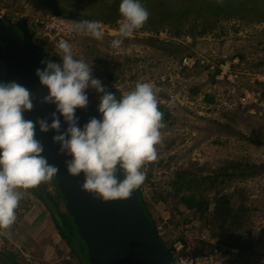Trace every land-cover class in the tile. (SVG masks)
<instances>
[{"label": "rangeland", "instance_id": "rangeland-1", "mask_svg": "<svg viewBox=\"0 0 264 264\" xmlns=\"http://www.w3.org/2000/svg\"><path fill=\"white\" fill-rule=\"evenodd\" d=\"M55 2L72 13L93 17L104 15L112 5L120 4V0H112L111 3L108 0ZM141 2L149 10V18L153 22L161 18L159 10L182 14L196 5L194 0ZM222 2L231 7L230 4L236 0ZM34 4L35 0H0V12L9 24L27 26L41 12ZM233 6L241 11L250 8L247 4L246 8L242 4ZM251 18L241 19L222 13L194 19L190 15L178 24L162 25L160 33L152 31L155 26L144 24L123 38L122 50L110 46L111 41L117 38L121 19L118 13L107 24L108 31H103L102 41L82 37L72 45L74 55L91 62L93 76L117 97L134 88L137 82L150 81L160 89L157 98L158 105L163 107L160 111L165 127L160 129L162 139L156 145L157 159L143 166L146 179L139 188L150 201L152 218L167 245L171 246L181 236L186 240L184 243L192 242L195 246L201 234L204 240L214 244L216 240L210 239V234L215 226H205L183 205L173 210L174 200L171 198L153 200L156 187L153 188L151 182L168 190L165 183L180 167L208 175L222 172L220 168L230 162L264 166V21H253ZM175 32L179 33L176 35ZM17 33L21 35L19 29ZM39 40L32 34V42ZM41 42L36 45L40 54L58 62L57 57L43 50L45 47L49 49V44L43 39ZM186 54L204 58V65L191 69L181 67L180 58ZM235 58L242 63V66H234L231 70L232 74L239 72L238 78L233 82L217 80L215 76L221 72L217 67ZM211 65L215 69L211 70ZM246 93H259V96L256 102L249 98L251 104L242 108L238 103L239 97ZM98 103L99 94L94 90L89 106L91 115L94 113L97 119L100 118ZM259 171L262 173L252 178H237L221 185L225 193L234 192L231 198L234 206L242 204L248 209L246 225L250 232L251 249L244 253L240 251L236 264H264V168ZM149 173L151 177L148 181ZM53 189L50 186L51 193ZM22 193L15 223L7 230L0 229V252L13 251L19 264H80L78 257L71 258V252L55 231L46 208L28 192ZM213 193H206L210 200L209 211L213 210ZM188 215L195 218L185 223ZM207 219L210 221L211 217ZM5 232L10 235H5ZM0 264L10 263L0 257Z\"/></svg>", "mask_w": 264, "mask_h": 264}, {"label": "clouds", "instance_id": "clouds-1", "mask_svg": "<svg viewBox=\"0 0 264 264\" xmlns=\"http://www.w3.org/2000/svg\"><path fill=\"white\" fill-rule=\"evenodd\" d=\"M118 12L121 19L117 38L111 41L113 49H122L123 38L143 27L150 17L141 0H120ZM71 31L98 41L104 39L101 24L95 20L72 21ZM56 48L60 62L44 60L45 67L35 72L39 85L47 90L39 102L55 105L51 123L48 119H25L24 113L34 108L33 92L15 80L0 81V229H9L17 219L16 209L23 199L18 189L50 181L59 171L42 155L44 145L36 138L37 126L41 133H57L52 142L59 145L58 154L68 157L64 161L67 173H83L81 190L101 202L130 198L146 179L142 170L145 163L157 159L156 145L161 142L160 129L165 124L158 108L160 89L155 83L137 82L117 97L93 76L91 62L74 55L66 40ZM88 89L99 94L100 118L93 116L81 127L75 112L87 107ZM61 116L67 124L63 131Z\"/></svg>", "mask_w": 264, "mask_h": 264}, {"label": "trees", "instance_id": "trees-1", "mask_svg": "<svg viewBox=\"0 0 264 264\" xmlns=\"http://www.w3.org/2000/svg\"><path fill=\"white\" fill-rule=\"evenodd\" d=\"M54 0H35V6L39 10L46 14L54 16H65L76 20H95L103 24H110L109 21L114 19V15L118 14V5H112L111 9L104 14L98 16H85L70 12L67 8L59 6L58 3H53ZM195 8L187 9L181 14H174L170 10H159V20L153 22L150 18L145 23L148 27L155 26L153 32L160 33V27L164 24L170 25V23H177L185 19L187 16L196 18H202L207 15L218 16L219 14L228 15L230 17H236L244 19L247 16H251L253 21H264V0H236L231 3V7L225 5L223 2L217 3L212 0H194ZM242 4L246 8V4L250 8H246L243 12L240 8L233 5ZM164 4H162L163 6ZM6 24H9L6 19L3 20ZM155 23H157L155 25ZM15 31L19 29L21 37L26 42L32 41V34L25 29L24 24L12 25ZM175 32L174 34H178ZM154 42H159L157 39H150ZM162 44V42H159ZM38 49V48H37ZM40 53V51L38 50ZM187 55V54H186ZM41 56L45 60H51ZM185 56V55H184ZM182 58V57H181ZM180 58V59H181ZM206 99L207 96L205 97ZM159 110L163 107L158 105ZM167 115V114H166ZM95 116L94 113L92 117ZM264 168L258 167L255 164L241 163V162H230L224 167L220 168V173L214 172L208 175H200L191 170L190 168H177L171 179L165 183L168 186V190L163 189L161 185L155 182H151L154 189L153 200L157 199H173L174 206L173 210H176L183 205L186 209L190 210L191 215L198 217L205 226L214 225L215 230L210 234V239L216 240L214 244L210 243L209 240H198L194 249L200 254L212 252L215 248L227 247L237 248L239 251L244 253L247 249H251V241L248 235L249 229L247 223V212L248 209L240 204L234 206L231 202V198L234 192L231 194L225 193L221 187L224 183L232 181L233 179H248L262 173L259 169ZM151 174L149 173L147 179L150 180ZM225 180V181H224ZM50 186H53V193L50 192ZM161 187V188H160ZM159 189V190H158ZM21 192H28L31 194L41 205H43L49 213L52 225L59 235V237L66 243L70 250L71 258L75 259L78 257L80 264H90L88 261V252L85 243L80 238L77 228L73 222L72 217L65 208L63 197L56 187L55 181L52 179L47 182H42L40 185L27 189H19ZM139 202L148 217V219L155 225L156 223L152 218L150 212V201H148L140 188L135 189ZM209 191H214L212 196L213 210L209 211L210 200L206 196ZM235 191V190H234ZM62 205V207H61ZM17 210V209H16ZM195 216L189 218L186 217L185 223L193 221ZM208 216L211 220L208 221ZM202 230V229H201ZM211 233V232H210ZM162 243L168 252H170V245H167L161 238ZM180 240L186 241L184 237L180 236ZM241 253V254H242ZM171 256V255H170ZM0 257L4 258L7 263L19 264L16 258V254L13 251L0 252Z\"/></svg>", "mask_w": 264, "mask_h": 264}, {"label": "water", "instance_id": "water-1", "mask_svg": "<svg viewBox=\"0 0 264 264\" xmlns=\"http://www.w3.org/2000/svg\"><path fill=\"white\" fill-rule=\"evenodd\" d=\"M45 59L33 42H26L11 24L0 18V81L15 80L30 89L36 100L34 108L24 113L25 119H48L55 105L42 104L40 98L47 90L39 85L35 72L43 68ZM82 127L91 117L89 104L76 109ZM59 116V113H57ZM61 119V131L67 124ZM57 133L50 130L41 133L37 126L36 138L44 145V155L59 171L53 178L61 193L65 208L73 219L80 238L86 245L90 264H175L160 239L158 229L146 216L136 191L130 198L101 202L82 191L83 173L72 176L67 173L65 157L58 154V144L52 142ZM119 179L123 175L117 171Z\"/></svg>", "mask_w": 264, "mask_h": 264}, {"label": "built area", "instance_id": "built-area-1", "mask_svg": "<svg viewBox=\"0 0 264 264\" xmlns=\"http://www.w3.org/2000/svg\"><path fill=\"white\" fill-rule=\"evenodd\" d=\"M0 18L3 20L4 14L0 12ZM72 21H80L72 18H68L65 16H54L51 14H46L40 12L37 16L33 17L26 26V30L35 34L38 37L39 42L33 41L35 45L42 44L41 40H45L49 45V49H43L45 53H50L57 57L58 62H60L59 56H57V48L56 45L61 40H66L71 46L77 42L82 37H90L84 34H77L71 31V22ZM82 21V20H81ZM101 31L103 32L105 29L108 31V25L105 24L102 27L101 23ZM104 33V32H103ZM202 59V60H200ZM181 67H185L187 69H191L197 65H204V58H199L197 54L195 55H185L180 59ZM208 65V64H207ZM240 65L242 63L239 62L237 58L233 59L231 62L224 61L223 64H220L217 69L221 72L219 75L215 76L217 80H227L228 82H233L235 78H238L239 72L232 74L231 70L234 66ZM244 65V64H243ZM210 69H215L210 66ZM217 72V71H216ZM94 90L88 89V104H90V96ZM244 95V94H243ZM259 96V93L248 94L246 93L244 96L239 97V105L244 108L246 105L251 104L252 99L253 102H256V98ZM198 240H204V236L201 234L198 237ZM191 244V245H190ZM184 243L181 240L175 241L171 245V250L169 252V256L175 264H236L239 260L240 251L237 248H227V247H219L215 248L212 252L200 254L196 252L194 249V243L190 242Z\"/></svg>", "mask_w": 264, "mask_h": 264}]
</instances>
